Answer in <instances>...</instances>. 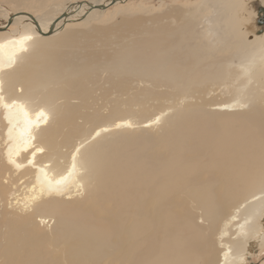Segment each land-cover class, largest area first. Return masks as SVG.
Returning a JSON list of instances; mask_svg holds the SVG:
<instances>
[{"label": "bare ground", "instance_id": "6f19581e", "mask_svg": "<svg viewBox=\"0 0 264 264\" xmlns=\"http://www.w3.org/2000/svg\"><path fill=\"white\" fill-rule=\"evenodd\" d=\"M122 1L67 0L37 17L22 11L8 26L0 7V264L111 263L131 241L128 264H239L264 242V89L255 75L264 46L248 63L247 40L235 41L236 59L204 61L203 29L230 49L234 0H203L211 14L200 21L183 5L127 17L121 28L101 19L104 5ZM73 20L87 28L63 29ZM191 107L201 112L189 116ZM165 117L183 128L176 139L168 128L158 134L166 156L135 134L91 154L99 136L149 130ZM4 195L10 208H30L25 222L4 228Z\"/></svg>", "mask_w": 264, "mask_h": 264}, {"label": "rangeland", "instance_id": "374dc122", "mask_svg": "<svg viewBox=\"0 0 264 264\" xmlns=\"http://www.w3.org/2000/svg\"><path fill=\"white\" fill-rule=\"evenodd\" d=\"M66 1L67 0H0V7L7 9L9 16L12 17V19L7 24L8 26L9 24H11V21L14 18H18L22 16V14H20V12L22 11H28V14H30L32 17H37L43 15L44 13L41 12L44 9H47L52 4H55L58 9L64 8ZM234 1H235L234 5L233 6L231 5L230 10H228L230 11L229 17L231 18L229 20V23L230 22L231 23L227 25V27L225 26L226 28L224 27L225 29L224 31H226L224 35L226 34L225 36L231 35L234 37L233 41L228 43L230 49L226 48L223 50H219L217 46L213 45L214 35L210 33L208 34L207 30L203 29V36L206 39H209L206 40L207 49H206V55L204 61L209 62L214 58L229 59L232 57L233 54H236L234 55L236 59V57H238V52L237 50H235L238 49V45H237L238 43L235 42L236 40L238 41L242 40V42H244V40H247V42L250 43L247 49L248 53L246 52V48H245L246 46H242V45L240 46L241 51L246 53L243 59V63H246V61L248 63L251 56H254L256 53L260 52L259 47L264 46V41H263L264 0H234ZM73 2L75 4H79L80 2L88 3L89 0H71V4H73ZM195 3L197 4V6L196 8H193L192 6H194ZM182 5L186 9L189 8L190 15L195 21H200L201 20L200 16L203 17L204 14H208L206 16H210L209 14H211L210 10L208 8H205L206 5L203 3V0H124L113 6L104 5V7L106 8L103 10L104 13L101 19L106 20V23H111V20L115 21L116 25L121 28L123 21L127 17H131V16L150 17L156 15L161 16L164 13H167L169 9H174V8L180 9ZM12 14H16V15L12 16ZM4 15L5 14L0 13V22L2 21ZM53 17H55V15L53 14L48 15V18H50V20H48L46 24H50L49 22L53 21ZM108 18L110 19L107 20ZM5 23L6 22H3L4 25ZM61 25L63 26V29L70 30V28H73L74 31L87 28L86 26H83L81 22L75 20ZM91 26H97V22L93 21L91 23ZM9 30H14V26L9 27ZM191 35L192 33L189 35L188 39L191 45H194V43L192 42L193 40ZM142 58L145 59L146 61H150V62L152 61L151 58L148 56L143 55ZM193 58L195 59L196 57ZM175 62H176V56L173 55L168 60V63L170 65H174ZM203 65L207 67L210 66L207 63H204ZM195 66L198 67L197 65ZM255 71H256L255 73L256 78L260 81L262 88L264 89V60H261L259 62ZM263 100H264V92H262L260 100L258 101L260 108L264 112ZM189 109H191V111L188 112L190 113L189 116H195V114L197 113L199 114V112H201V109L199 107H191ZM182 111L184 110L179 109L175 111L174 113L171 114L169 119H172L173 116L178 119ZM167 118L168 117H165L163 120L160 121V126H158L159 124H157L152 129L141 130V131L139 130L128 131V132L139 131L138 133L121 134V132L116 133L112 131L103 134L91 142L93 148H95V150L92 153H91L92 147L90 146L85 147L84 152L81 155V160L83 161V158L86 155H89L90 153L93 155L97 154L100 150L103 152V154H106L107 147L117 146V144L121 142L124 137L127 136L126 139L131 138L132 134H135L137 136L136 138L137 142H141L147 139L153 141L154 145L151 148V153L152 154L158 153L159 156L164 157L167 155V153L165 151H162L158 146V143L161 141V137L158 134H164L168 128L167 130L168 135L170 136L172 135L173 138L176 139L181 133H183V128L181 130H178L172 123L168 125L165 124V122H167ZM135 144L138 145V143ZM124 154L125 152H120L118 154L119 161H120V157L124 156ZM99 168L100 166L97 164L95 168L91 170V172L93 171L97 172ZM7 195H4V204H3L4 215H3L2 225L4 226V228L18 225L21 222H25L27 216L31 214V212L29 211L30 208H26L25 212H18V209L16 207L10 208L12 206L6 204ZM248 196L250 195L243 196V200ZM20 198H23L22 195L20 196ZM77 203L83 204L84 202L77 200ZM222 207L227 209L226 213L232 212V209H230L229 206L227 207L224 203H222ZM217 230L218 229L214 230L213 232L210 231L206 235V239H211L212 241H215L214 233H216ZM24 231L25 233L23 232V234L26 238L27 235L30 236V233L28 231L26 230ZM258 241L259 243L256 245V247L253 250L246 248L245 261L239 264H264V242L261 241L260 239ZM130 243L132 244V248H130L129 245L122 243L121 247L114 254V258L111 261V263L107 260L103 264H128V262L131 259V256L134 257V255L137 252L135 241H131ZM198 245H200V243L197 244L196 246ZM239 250H244V247L239 248ZM218 251H219L218 247L215 246V248L213 249V253H218ZM201 254L204 255V251L201 252ZM201 264H205V262L203 261Z\"/></svg>", "mask_w": 264, "mask_h": 264}]
</instances>
